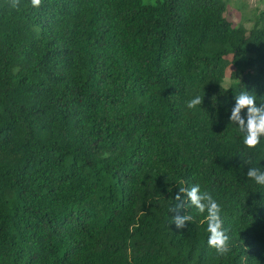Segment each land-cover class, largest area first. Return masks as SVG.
<instances>
[{
  "label": "trees",
  "instance_id": "obj_1",
  "mask_svg": "<svg viewBox=\"0 0 264 264\" xmlns=\"http://www.w3.org/2000/svg\"><path fill=\"white\" fill-rule=\"evenodd\" d=\"M262 5L246 29L226 0H0V264H264L246 176L264 137L250 149L229 121L241 92L264 102ZM194 184L221 205L225 256L206 213L169 210Z\"/></svg>",
  "mask_w": 264,
  "mask_h": 264
},
{
  "label": "clouds",
  "instance_id": "obj_2",
  "mask_svg": "<svg viewBox=\"0 0 264 264\" xmlns=\"http://www.w3.org/2000/svg\"><path fill=\"white\" fill-rule=\"evenodd\" d=\"M33 7H39L42 0H30ZM9 6L13 9H19L20 0H9ZM202 97L196 96L190 99L186 106L194 108L201 105ZM246 109V117L241 115L242 110ZM229 121L236 123L240 131L244 134L243 143L248 148H255L261 137H264V102L259 105L256 102V96L250 95L247 91L241 92L235 96V105L231 109ZM247 178L254 180L258 185H264V171L259 167H249L246 173ZM175 206L170 208V212L194 207L199 214L206 213L205 222L207 232L209 233L207 243L209 247L214 248L218 256H225L230 252V237L223 230V221L221 219V205L207 191H201L199 184H194L191 188H180L174 197ZM193 221L190 214H177L172 217V223L177 229L184 228L186 222Z\"/></svg>",
  "mask_w": 264,
  "mask_h": 264
},
{
  "label": "rangeland",
  "instance_id": "obj_3",
  "mask_svg": "<svg viewBox=\"0 0 264 264\" xmlns=\"http://www.w3.org/2000/svg\"><path fill=\"white\" fill-rule=\"evenodd\" d=\"M262 7V0H226L224 18L232 26L241 23L246 29H248L253 23V20H256ZM227 75L228 72L226 73V78ZM226 78L222 83V86L224 87L228 84Z\"/></svg>",
  "mask_w": 264,
  "mask_h": 264
}]
</instances>
